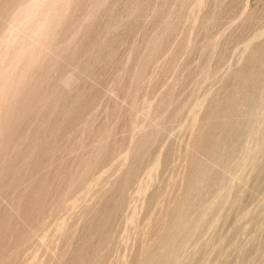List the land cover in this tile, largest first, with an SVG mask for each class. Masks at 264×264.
<instances>
[{
  "label": "rangeland",
  "instance_id": "1",
  "mask_svg": "<svg viewBox=\"0 0 264 264\" xmlns=\"http://www.w3.org/2000/svg\"><path fill=\"white\" fill-rule=\"evenodd\" d=\"M0 264H264V0H0Z\"/></svg>",
  "mask_w": 264,
  "mask_h": 264
},
{
  "label": "bare ground",
  "instance_id": "2",
  "mask_svg": "<svg viewBox=\"0 0 264 264\" xmlns=\"http://www.w3.org/2000/svg\"><path fill=\"white\" fill-rule=\"evenodd\" d=\"M50 129V128H49ZM29 139V138H28ZM31 139V138H30Z\"/></svg>",
  "mask_w": 264,
  "mask_h": 264
}]
</instances>
